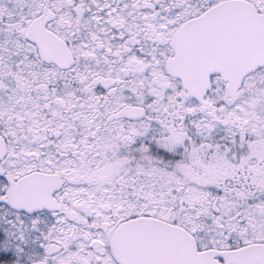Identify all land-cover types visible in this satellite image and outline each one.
<instances>
[{
    "label": "snow or ice",
    "instance_id": "1",
    "mask_svg": "<svg viewBox=\"0 0 264 264\" xmlns=\"http://www.w3.org/2000/svg\"><path fill=\"white\" fill-rule=\"evenodd\" d=\"M0 264H264V0H0Z\"/></svg>",
    "mask_w": 264,
    "mask_h": 264
}]
</instances>
